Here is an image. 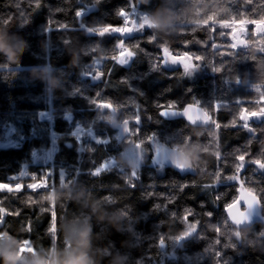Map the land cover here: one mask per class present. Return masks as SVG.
Masks as SVG:
<instances>
[{"label":"trees","instance_id":"obj_1","mask_svg":"<svg viewBox=\"0 0 264 264\" xmlns=\"http://www.w3.org/2000/svg\"><path fill=\"white\" fill-rule=\"evenodd\" d=\"M158 11L175 18L168 31ZM241 13L259 19L264 0H0V30L27 44L19 63L0 54V239L47 254L71 247L65 227L85 221L91 240L85 233L81 244L96 264H264V117L247 128L238 119L241 108L264 106V35L248 25L229 39L215 24ZM123 49L134 54L127 66ZM45 65L60 81L54 91L36 75ZM188 105L209 124L161 117ZM112 120L130 126L148 153L142 164L124 160L130 136ZM51 143V160L36 164ZM155 146L183 154L185 167L150 168ZM241 189L260 201L263 219L238 229L228 209ZM74 259L87 264V253Z\"/></svg>","mask_w":264,"mask_h":264},{"label":"clouds","instance_id":"obj_2","mask_svg":"<svg viewBox=\"0 0 264 264\" xmlns=\"http://www.w3.org/2000/svg\"><path fill=\"white\" fill-rule=\"evenodd\" d=\"M153 18L158 20L161 31H168L174 26L175 18L168 13L158 11L153 14ZM26 48V42L19 38L14 39L6 31L0 30V54L7 58L8 63H19ZM53 71L51 66L45 65L36 69V75L46 83L47 88L54 91L60 87V81L52 74ZM171 159L173 164H177L178 157L176 155H172ZM130 166H135L133 155H130ZM64 231L66 239L71 241V247L47 254H42L39 251L21 252L20 241L14 237L5 236L0 239V260H3L4 264H41V261H56V264H81L74 257H78L81 252H86L87 264H96L91 248H84L81 244L85 233L88 234V240H91L90 222L69 223ZM113 264H116L115 260Z\"/></svg>","mask_w":264,"mask_h":264},{"label":"water","instance_id":"obj_3","mask_svg":"<svg viewBox=\"0 0 264 264\" xmlns=\"http://www.w3.org/2000/svg\"><path fill=\"white\" fill-rule=\"evenodd\" d=\"M164 54L171 58L178 64L186 65V60H179L171 57L170 53L164 52ZM161 117L166 120L184 119L192 126L205 127L209 123L208 117L197 106L188 105L183 110L165 109L161 111ZM129 135V131L122 127L119 131L120 138H125ZM176 155L178 157L177 164H173L171 156ZM163 165L172 167L177 170H181L186 165V158L178 151L162 148L156 151L150 161V168H155L157 165ZM240 190L237 201L228 209L229 220L233 226L238 229L250 228L259 223L263 219V210L260 201L247 190ZM249 200L252 201V208L249 209Z\"/></svg>","mask_w":264,"mask_h":264},{"label":"snow or ice","instance_id":"obj_4","mask_svg":"<svg viewBox=\"0 0 264 264\" xmlns=\"http://www.w3.org/2000/svg\"><path fill=\"white\" fill-rule=\"evenodd\" d=\"M121 13H124V14L122 15ZM82 14H83L82 12H78L77 16H81ZM118 15L121 16L124 19V21L129 19V14L127 12H125V10H123V9L120 10ZM3 23L7 24L8 21L5 20ZM215 24H219L220 28H222V29H230V31L227 32V33L221 32V33H223V36H227L230 39V35L232 33V29L233 28H238V29L242 28L244 35L248 34V29H247L248 25H253L254 26L252 33L257 30V25L258 24L260 25L261 28H264V15H261L259 17V19H252V18H248L247 16H244L243 13H241L239 18H237V16L233 15L231 17V19H227V20H223V21H217ZM63 27H66V26H63ZM113 28H115V27H113ZM212 28H215V27H212ZM138 31H140L139 27L137 29H134V32H138ZM91 32L95 33V34H103V33L106 32V26H102V27H99V28H93L91 30ZM113 34H115V33H113ZM127 35H131V33H129ZM261 35H264V32H262ZM153 39L154 38H151V40H153ZM129 55H131V53H129ZM257 103L264 105V97H261V100L257 101ZM254 117L255 118L264 117V106H261V107H259L257 109L241 108V110H240V112L238 114V119L243 121L242 126L246 127V128L248 127V121L251 120ZM34 155H35V153H34ZM238 160L243 162L245 160V156L244 155H240L238 157ZM260 162H261V160H259V159L252 161V163H254V164H259ZM242 167H243V163L238 164L236 166V171L239 172ZM50 174L51 173H48V175H50ZM19 175L21 177H24V176H27L28 173L26 171H22ZM32 179L35 180V177H32ZM230 179H235V177H231ZM186 186L187 185H185V187ZM241 191H244V190L241 189ZM248 206H249V209L252 208V201L251 200H249ZM156 207L159 208L160 206L156 205ZM186 215L190 216L191 212L190 211L187 212ZM209 215H211V214H209ZM182 240L183 239H181V241ZM159 244L161 246H163V244H164V238L163 237L160 238Z\"/></svg>","mask_w":264,"mask_h":264},{"label":"rangeland","instance_id":"obj_5","mask_svg":"<svg viewBox=\"0 0 264 264\" xmlns=\"http://www.w3.org/2000/svg\"><path fill=\"white\" fill-rule=\"evenodd\" d=\"M129 18H130V16H129ZM144 18H145L144 15H140L139 17L134 16L132 19H130V21H132L131 22L132 25L136 26L135 29H137L139 27V29L141 30V29H143V26L141 25L142 24L141 21L145 20V22H146V19H144ZM257 31H258V33H262V32H264V28H261L260 25L258 24L257 25ZM128 32L129 31L126 29L125 33L129 34ZM234 34H237V33L235 32L232 35L234 36ZM240 34H242V32H240ZM232 35L230 37H233ZM123 50H125V49H123ZM129 53H131V55H129ZM126 54L129 56H126ZM129 57H132V58L134 57V54L131 51H127V50L122 51L118 60L121 64L127 66L130 64V63H126L129 59ZM47 116L48 115H46V114H43V115L41 114L42 118H46ZM111 126L115 127L116 129H119V131H120L121 124L117 123L115 120L111 121ZM131 135H128L130 137L127 138V140L124 144V151H123L122 156H123L124 160L130 164V155H133L135 165H140L146 160V158L148 157V153L145 150H143V148L139 144H136L133 142ZM53 146H54V143H51L50 149H48V150H46V149L37 150L35 152L34 162L36 164L42 165V164H45L46 162L50 161L51 158L53 157V152H54ZM154 148L158 149L157 146H155ZM149 164H150V162H149ZM259 169L261 171H264V164L259 165ZM192 230H194V229H192ZM21 252H33V249L29 243H26L24 246L21 247Z\"/></svg>","mask_w":264,"mask_h":264},{"label":"flooded vegetation","instance_id":"obj_6","mask_svg":"<svg viewBox=\"0 0 264 264\" xmlns=\"http://www.w3.org/2000/svg\"><path fill=\"white\" fill-rule=\"evenodd\" d=\"M133 59H134V58H133ZM182 110H183V109H182ZM208 124H209V123H208ZM123 127H124V126H123ZM129 127H130V126H129ZM129 127H128V126H125L124 128H125L126 130L129 131ZM121 128H122V127H121ZM121 128H120V129H121ZM160 149H162V148H160ZM160 149H159V150H160ZM157 151H158V150H157ZM154 153H155V152H154ZM150 161H151V160H150ZM158 166H163V165H159V164H158L156 167H158ZM156 167H155V168H156ZM166 167H167V166H166Z\"/></svg>","mask_w":264,"mask_h":264},{"label":"built area","instance_id":"obj_7","mask_svg":"<svg viewBox=\"0 0 264 264\" xmlns=\"http://www.w3.org/2000/svg\"><path fill=\"white\" fill-rule=\"evenodd\" d=\"M125 51H126V50H125ZM126 56H129V55L126 54ZM128 62H130V58L128 59V61H127L126 63H128Z\"/></svg>","mask_w":264,"mask_h":264}]
</instances>
